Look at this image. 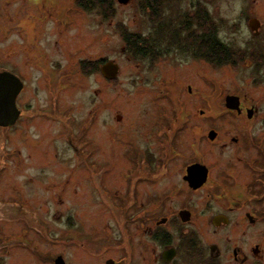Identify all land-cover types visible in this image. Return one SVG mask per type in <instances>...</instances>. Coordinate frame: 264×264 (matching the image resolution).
<instances>
[{"label": "rangeland", "instance_id": "obj_1", "mask_svg": "<svg viewBox=\"0 0 264 264\" xmlns=\"http://www.w3.org/2000/svg\"><path fill=\"white\" fill-rule=\"evenodd\" d=\"M201 1H165L164 20L191 14ZM113 2L112 17H104L80 9L74 0H0V70L23 82L16 98L19 119L0 127V264H54L58 256L65 264H104L108 258L117 264H157L144 227H154L150 216L186 206L191 222L183 226L195 234L202 264H264V82L251 73L248 58L238 56L235 66L208 65L192 57L184 41L165 47L167 54L153 62L133 59L121 28L143 38L153 36L158 24L137 0ZM250 2L209 3L224 45L243 47L249 41L242 22L252 14L244 9ZM96 60L99 66L115 61L116 77L84 74L81 64ZM230 92L241 94V103L253 105L256 114L221 113ZM209 128L227 139L211 143ZM168 141L169 154L178 160L168 168L175 175L138 181L135 198L128 200L125 192L135 172L131 165L137 161L130 153L160 155ZM240 155L254 156L250 171L241 168ZM181 158L206 162L213 170L210 184L225 179L220 171L231 174L213 192L188 193L178 173ZM147 160L155 170V159ZM173 180L178 192L166 193L165 185ZM164 194L166 200L158 204L154 198ZM143 207L150 215L145 224L136 221ZM219 212L230 222L216 227L211 217ZM246 213L254 216L253 223ZM159 226L173 234V244H181L179 224ZM211 243L222 252L212 262ZM88 244L95 250L87 253ZM185 256L180 251L172 264H198Z\"/></svg>", "mask_w": 264, "mask_h": 264}, {"label": "flooded vegetation", "instance_id": "obj_2", "mask_svg": "<svg viewBox=\"0 0 264 264\" xmlns=\"http://www.w3.org/2000/svg\"><path fill=\"white\" fill-rule=\"evenodd\" d=\"M251 2L249 3L248 7H244V9H250L251 8V15H245L244 19H243V27H247V30L250 32V38L249 41L247 42V44L245 43V45L243 47H239V46H229V45H224L217 37V28L215 26V24L212 22L214 21L211 18V13L210 10L208 8L209 3L211 2V0H202L201 2H196L195 6H194V10L191 12L190 16H191V21L193 23L192 27H196L197 28V23H196V18H193L196 15L197 12V5L201 3L200 6H202V28H204V30H202L203 33V38H204V45H202V49L200 47H196L193 44H191L190 41H187L183 39V36H181V24H176L178 19L172 18L170 21H165L164 18H161L159 20H157V24L159 26L162 25L164 23L169 24V28L168 31H166L165 37L164 39H166V43L162 40H156L154 42L155 44V54L157 55L156 60H158L159 58L165 56L167 54V49L169 46H172L173 44H175V42L177 41H184L187 43V45L189 44L190 48V52H191V56L194 58H198L203 60L206 64H216L210 57H211V52H209L207 45L208 42L211 40L210 38V34L209 32L211 30L214 31V37L218 40L217 45H219V49H223V57L221 56L218 60H221L220 63H218L217 65L219 67H225V66H235L236 65V59L239 56V59L242 60V58L245 59H249V68L251 70V73L255 76V78L259 81L264 82V0H250ZM212 19V20H211ZM174 20V21H172ZM160 22V23H159ZM173 23L174 26H171V24ZM236 26H240L239 24H236ZM177 27L180 29L179 34H177V40H169V38L173 35L174 30L176 31ZM199 29V28H197ZM183 35L185 36V32H183ZM213 41V39L211 40ZM166 47V48H165ZM148 59V58H145ZM80 63V61H79ZM101 66V65H100ZM2 71V70H0ZM8 71V70H7ZM97 71L93 72L90 71L89 75H92L93 73H96ZM87 76H89L88 74H86ZM241 93H243L241 90H239ZM21 92V91H20ZM244 94V93H243ZM228 95H234L238 98V108L237 109H233L232 107H228L226 104V97ZM242 97L241 94H237V93H227L224 96V105L222 106L223 110L221 111V113H223L225 116L227 117H231L232 116H240L243 113H245L246 117H249V112L248 110L251 109L252 111L250 112L251 116L250 118H252V116H254L257 112V109L255 107H253V105L250 106H244L241 102H242ZM229 122H227L228 124ZM213 130L216 135L214 138H210L209 137V132ZM249 133L252 135L256 132L254 131H249ZM258 134V133H257ZM207 138L211 143H216L217 140H223L225 141L223 138L227 139V136H223L222 132H218L215 129H208L207 131ZM239 136H234L232 137V141L238 142L239 141ZM169 141H171L169 139ZM169 141L167 142V146L164 148H162V146L160 147L161 153L160 155H153L151 153H146L145 152H134L136 153L135 156H133V153H130V156L132 157V159L137 160L135 162L132 163V167L135 168V172L132 175L131 179L129 180L130 185L127 189V191L125 192L126 197L128 200L135 198L136 196V185L137 182L147 178H153V177H158L160 173H162L161 175H168L170 178H172L171 176H174L176 171L174 169H168L170 166H172V164L175 161H178L174 158V155H170L169 153ZM260 146V145H258ZM258 149V148H257ZM261 149L264 150V146L261 145ZM235 154H237V152H235ZM147 157H151L155 162H156V169L152 170L151 168L148 167V163L150 160H147ZM254 156H251V158H253ZM250 157H246L245 159L243 158V155H240V157L237 159L238 162L240 163L241 168H247L246 170L250 171L249 169L253 166L251 164H249ZM179 164L182 162V164L179 166L178 168V173L182 178V182H184L186 185H183L184 188H186L187 192H201L204 191L205 189L209 192H213L214 190H216L218 187L225 185L226 179L227 177L231 174L230 171L228 170H224V171H220L223 172L224 175V180H218L216 179V182H214L213 184H210V182L212 181V176L211 173L213 172V170L211 168H209V165L205 162L203 163L202 160L199 159H193L191 162L187 163L186 160L184 159H180L179 160ZM171 163V165L168 164ZM127 167H129V163H125ZM178 164V165H179ZM162 165V166H161ZM169 165V166H168ZM195 165V166H193ZM143 167L145 170L143 171V173H140L139 168L138 167ZM193 166V167H192ZM206 168V172L205 169ZM249 168V169H248ZM236 170H234L235 172ZM216 176V173H215ZM93 180L95 182H97V177H92ZM204 178V179H203ZM202 181V183H200ZM127 181V179H126ZM222 182V184L219 183ZM264 181V180H262ZM174 183H169L165 185L166 188V193H170V194H176L178 192V185L176 183V180L174 181ZM227 183V182H226ZM175 192L173 193L172 191ZM188 192V193H189ZM159 196V195H158ZM171 196V195H170ZM167 197H165V194L163 196H159L158 198H154L157 200V203L160 204L163 201H165ZM130 204V201L128 202V207ZM123 208H127L125 206H123ZM144 210V207L141 208L139 210V216L138 218H136V221H138V223H144L145 218H147V214L142 212ZM249 213H246V217L248 218L249 222L253 223L255 221L254 216L252 215H248ZM217 215H223L226 217L227 222L224 223V221H221V219H214ZM191 212L188 210L187 206L186 207H182L181 210L177 211L176 213H170L167 216L164 215H157V216H150L152 221H155V225L154 227H148L146 228V226L144 227V231L148 233V236H150V239L152 241L153 244V253L155 254V263L157 264H172L173 261L175 260V258L178 256V253L180 251H183L184 254L186 255V259L189 260L190 262H197L198 264H202V262L204 261V254L203 252H201L200 247L197 245L198 242L195 241V234L193 232H189V229L184 227V223H188L191 222ZM158 219V220H157ZM142 220V221H140ZM130 221V218H129ZM171 223V224H179L181 230L180 232L177 233V235H179V238L182 240L180 245L177 244H173V234L169 231H165L163 229L160 228L159 225H164L165 223ZM230 222V218L222 212L216 213L211 217V223L213 226L219 227L221 225H226ZM94 230H97V227L94 228ZM105 230V229H104ZM102 230V231H104ZM176 235V233H175ZM97 245V247L99 248L97 252L100 251L101 247L98 243H95ZM95 245V246H96ZM215 246L214 248V254H216V256H213L211 254V247ZM257 245V244H256ZM158 246V248L160 249V252L158 253V255L156 256V247ZM85 251L87 253H90L89 251H94L95 249H92V244H88L87 246H85ZM256 249V252H258V248H252V251L254 252ZM171 250H173V255L171 256ZM208 250H209V255H208V261L212 262L217 260V258H219L220 253L222 254V252L220 251L219 246L216 243H211L208 246ZM237 249L234 248L233 249V255L235 257V259H238L237 256ZM165 255V257L168 259L166 260L163 256ZM244 259H246V256H243ZM64 260V259H63ZM206 263V262H205ZM64 264H65V260H64ZM103 264V263H102ZM104 264H117V262L115 260H113L112 258H108L104 261Z\"/></svg>", "mask_w": 264, "mask_h": 264}, {"label": "trees", "instance_id": "obj_3", "mask_svg": "<svg viewBox=\"0 0 264 264\" xmlns=\"http://www.w3.org/2000/svg\"><path fill=\"white\" fill-rule=\"evenodd\" d=\"M139 7L148 12L150 20L153 24H157V20L164 18V2L167 0H137ZM77 7L80 9L91 12L92 10H96L98 13H102L104 17H112L114 13L115 7L113 6V0H74ZM200 4L197 5V12L193 18H196L197 29L196 27H192L193 23L191 21V16L189 13L180 14L177 13L175 16H171L169 21L172 18L178 19L176 24H181V32H185L184 40L190 41L196 47H200L202 49V45H204V38L202 30V6ZM160 23V22H159ZM163 24L157 26L155 33L153 32V36L150 37H141L139 33H135L133 31H129L126 27L121 28V37L125 43V50L127 53L132 55L133 59L136 57L145 59H150V62L155 61L157 55L155 54V44L154 40H159V38H164L166 31L170 27L169 24L162 22ZM180 29L177 27L176 31L174 30L173 35L169 38V40H177V34H179ZM180 32V33H181ZM214 31L211 30L209 32L211 40L209 41L207 48L209 52H211V59L216 63H220L222 60H218L221 56L223 57V49H219V45H217L218 40L214 37ZM87 67V69H86ZM99 61H87L85 64H81V70L84 74H88L90 71H99Z\"/></svg>", "mask_w": 264, "mask_h": 264}, {"label": "water", "instance_id": "obj_4", "mask_svg": "<svg viewBox=\"0 0 264 264\" xmlns=\"http://www.w3.org/2000/svg\"><path fill=\"white\" fill-rule=\"evenodd\" d=\"M119 3H127L129 0H117ZM101 74L107 78V79H114L119 72V66L118 64L113 60H107L104 62L100 67ZM23 88V82L21 79L16 76L15 74L11 73L7 70L0 71V127H10L15 124L17 119L19 118L21 114V110L16 105V98L19 95L20 91ZM226 104H228V107H232L233 109H237L239 102L238 98L234 95H228L226 97ZM252 110L249 109V117L251 116L250 112ZM216 133L211 130L209 132V137L214 138ZM195 166V165H193ZM192 166V167H193ZM203 167V166H202ZM204 168V167H203ZM205 172H206V168ZM204 179V178H203ZM203 180H201L200 183H202ZM249 215V214H248ZM221 219V221H224V223L227 222V219L223 215H217L215 218ZM214 248L213 245L211 247V254L213 256H216L214 254ZM257 248V246H256ZM171 256L173 255V250H171ZM256 253V249L254 251ZM166 260H168L165 255L163 256ZM54 264H64V260L61 256H58L54 260Z\"/></svg>", "mask_w": 264, "mask_h": 264}]
</instances>
